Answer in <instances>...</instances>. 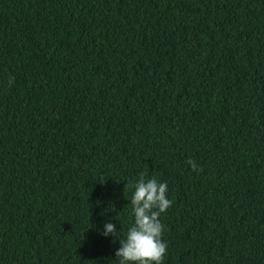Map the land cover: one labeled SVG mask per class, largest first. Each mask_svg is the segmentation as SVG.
Listing matches in <instances>:
<instances>
[{
  "label": "trees",
  "instance_id": "1",
  "mask_svg": "<svg viewBox=\"0 0 264 264\" xmlns=\"http://www.w3.org/2000/svg\"><path fill=\"white\" fill-rule=\"evenodd\" d=\"M145 173L164 264H264V0H0V264H114Z\"/></svg>",
  "mask_w": 264,
  "mask_h": 264
},
{
  "label": "clouds",
  "instance_id": "2",
  "mask_svg": "<svg viewBox=\"0 0 264 264\" xmlns=\"http://www.w3.org/2000/svg\"><path fill=\"white\" fill-rule=\"evenodd\" d=\"M12 79L10 78L9 83ZM188 163L193 164V170H197L194 162L188 161ZM97 180L101 184L105 182L103 175ZM128 186L134 189L130 200L133 223L125 237L118 238L120 231L117 232L113 223L108 222L103 226L102 235L119 240L120 247L115 252L117 260L113 262L114 264H164L168 244L163 239L164 225L160 216L172 206V201L168 199L167 182L148 178L145 173Z\"/></svg>",
  "mask_w": 264,
  "mask_h": 264
}]
</instances>
